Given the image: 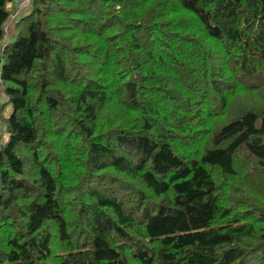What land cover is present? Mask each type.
<instances>
[{
    "label": "trees",
    "instance_id": "trees-1",
    "mask_svg": "<svg viewBox=\"0 0 264 264\" xmlns=\"http://www.w3.org/2000/svg\"><path fill=\"white\" fill-rule=\"evenodd\" d=\"M11 1L0 264H264V0Z\"/></svg>",
    "mask_w": 264,
    "mask_h": 264
},
{
    "label": "rangeland",
    "instance_id": "rangeland-1",
    "mask_svg": "<svg viewBox=\"0 0 264 264\" xmlns=\"http://www.w3.org/2000/svg\"><path fill=\"white\" fill-rule=\"evenodd\" d=\"M23 2L24 0H12L9 4H8V8L9 9H14L13 14L9 17V20L7 21V23L5 24V36H4V41L5 42H12L13 41V35L8 37V32L9 29L12 30V24L14 22H16V20L18 18H20L22 15L26 14L28 11L27 6L25 5V7L23 8H19L18 7V3L19 2ZM8 38V39H7ZM4 102V99L2 97L1 94V89H0V104H2ZM10 105H6L5 109H4V114L8 115L10 113ZM6 136H7V128L6 126L0 122V144H2L3 142H5L6 140Z\"/></svg>",
    "mask_w": 264,
    "mask_h": 264
},
{
    "label": "built area",
    "instance_id": "built-area-1",
    "mask_svg": "<svg viewBox=\"0 0 264 264\" xmlns=\"http://www.w3.org/2000/svg\"><path fill=\"white\" fill-rule=\"evenodd\" d=\"M27 1H28V0H24L23 2L20 1V2L18 3V7H19L20 9L23 8V7L26 5Z\"/></svg>",
    "mask_w": 264,
    "mask_h": 264
},
{
    "label": "crops",
    "instance_id": "crops-1",
    "mask_svg": "<svg viewBox=\"0 0 264 264\" xmlns=\"http://www.w3.org/2000/svg\"><path fill=\"white\" fill-rule=\"evenodd\" d=\"M19 1V0H18ZM25 7V6H24ZM13 35V32L11 29H9V32H8V37L12 36ZM8 39V38H7Z\"/></svg>",
    "mask_w": 264,
    "mask_h": 264
}]
</instances>
